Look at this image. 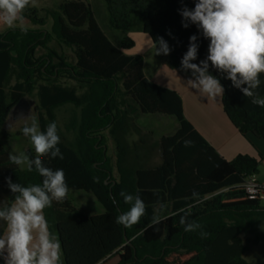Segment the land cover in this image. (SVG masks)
Wrapping results in <instances>:
<instances>
[{"label": "trees", "instance_id": "trees-1", "mask_svg": "<svg viewBox=\"0 0 264 264\" xmlns=\"http://www.w3.org/2000/svg\"><path fill=\"white\" fill-rule=\"evenodd\" d=\"M104 2L110 27L124 34L119 47L107 37L85 0H66L56 9H46L44 16L28 6L23 23L37 28L0 32V132L16 104L37 91L41 131L56 122L64 157H43L45 166L62 169L69 192L92 193L104 208L103 214L88 217L75 208L68 192L63 202L53 201L44 210L50 231L61 243L62 264H108L113 256L118 257L117 264H252L246 260L249 239L245 236L264 227V203L251 199L242 184L259 173L264 157L239 154L225 160L186 119L181 96L145 77L142 56L125 54L135 48L127 34L135 29L136 19L153 42L163 37L171 49V66L192 78L190 71L181 68L189 38L197 36L199 48L192 61L196 64L206 59L210 42L197 25L183 26L180 10L194 9L196 0ZM49 20L51 31L45 28ZM52 42L61 53L49 47ZM39 49L49 53L38 57ZM209 71L224 88L223 108L230 122L244 137L264 140V107L253 104L211 65ZM13 76L16 83L8 93ZM260 81L255 91L264 98V74ZM67 105L72 109L63 132L57 110ZM158 114L176 117L178 131L158 143L145 135L132 141L134 133L141 134L136 119ZM107 136L115 148L114 165ZM186 140L192 141L190 147H185ZM157 148L160 162L153 166ZM27 154L35 156L31 150ZM9 177L23 186L43 179L34 169L29 172L12 164L0 142V206L14 201ZM121 191L139 194L146 205L145 216L132 227L116 223L130 209ZM181 210L190 212L189 219L201 227L184 231ZM154 214L167 218L146 227ZM5 230V222L0 221V235ZM201 231L207 236L202 237Z\"/></svg>", "mask_w": 264, "mask_h": 264}, {"label": "clouds", "instance_id": "clouds-1", "mask_svg": "<svg viewBox=\"0 0 264 264\" xmlns=\"http://www.w3.org/2000/svg\"><path fill=\"white\" fill-rule=\"evenodd\" d=\"M29 5L35 7L36 0H0V22L8 28L23 24V12ZM180 14L185 28L189 22L197 25L203 37L210 41L206 59L196 64L192 61L197 58V36L189 38L188 50L181 60L182 70L192 74L187 85L207 98L223 97L224 88L220 80L210 73L211 65L225 74V78L231 80L233 87L245 97L251 98L253 104L264 107V98L255 91L261 83L260 75L264 74V0H196L194 9L184 7ZM154 45L155 55L170 54L171 49L163 37ZM21 131L30 139L35 156L30 157L25 152L9 153V160L29 172L34 169L43 179L42 183L23 186L7 178L14 201L0 206V221L6 225V230L0 235V260L3 264H62L61 243L50 231L44 214L53 201L63 202L69 192L64 171L53 170L43 161L46 156L64 158L58 147L57 124L53 121L41 131L38 121L31 118L30 124L26 122ZM184 145L190 147L192 141L186 140ZM120 196L130 209L119 215L116 223L125 227L139 224L146 214L143 199L139 194L124 191ZM190 215L187 211L180 215L179 222L186 232H194L201 227L189 219ZM166 218L154 214L146 227H153ZM200 235L206 237L207 233L201 231Z\"/></svg>", "mask_w": 264, "mask_h": 264}, {"label": "rangeland", "instance_id": "rangeland-1", "mask_svg": "<svg viewBox=\"0 0 264 264\" xmlns=\"http://www.w3.org/2000/svg\"><path fill=\"white\" fill-rule=\"evenodd\" d=\"M66 0H36V6L38 10L41 11V15H45L46 9H56L60 4H62ZM89 2L91 5L94 14L98 18L102 28L105 30L106 33L111 34L113 33V37L115 38V35H123V33L119 31H115L110 27V18L109 13L107 10V6L104 2V0H85ZM30 7H33L32 5H29ZM135 30L141 26V23L135 19ZM15 27L20 28H37L31 24H19ZM52 27V20L48 21V25L45 27L48 31H51ZM14 28V27H13ZM8 28L5 24L0 22V32L4 33L7 31ZM149 37V36H147ZM150 39V38H149ZM115 40V39H113ZM50 48L56 49L58 52H62V49L58 46L56 42H52L49 44ZM49 52L46 49H39L37 52V56H45ZM66 53L71 55L70 50H66ZM67 85L71 86L73 85L72 82H67ZM16 83L15 76L12 77L10 83L8 84L7 91L8 93H11L13 90V86ZM29 101H33L34 105L32 106L31 110L23 115L22 117L11 115L6 126L1 130L0 132V142L6 149L8 153L17 154L19 152H25L27 154V150H31L35 153L34 148L30 142V139L28 137H25L22 134L21 129L25 125V123L31 122V118H35L40 126V114L42 113V109L40 108L39 104V97L37 91H35L32 95L25 97ZM72 106L67 105L65 107H62L57 110V123L59 128L65 132V123L67 122L68 118L70 117ZM136 124L141 130V134L134 133L131 137L132 141H139L140 135H145L149 139V141L153 143H158L159 140L164 136H173L177 131L179 126V122L176 117L174 116H168V115H149L146 117L139 116L136 119ZM41 129V126H40ZM69 139L72 137L69 136ZM108 137V136H107ZM107 144L109 146V156L112 160V163L114 165L116 154H115V148L110 140V138H107ZM160 162V151L159 149H155L154 153V160L152 162V165H157ZM21 168V167H20ZM26 169V168H21ZM114 176L117 178V172L114 170ZM256 177L259 179L260 182L264 181V159L261 161L259 166V173L256 175ZM70 201L72 204L77 208L81 213H83L86 216H94L99 215L100 213L104 212L103 207L98 202L96 197L92 193H88L85 191H77V190H71L68 195ZM245 239H249V250L246 255V260L252 264H264V227L259 230L257 234H253L250 236H245Z\"/></svg>", "mask_w": 264, "mask_h": 264}, {"label": "crops", "instance_id": "crops-1", "mask_svg": "<svg viewBox=\"0 0 264 264\" xmlns=\"http://www.w3.org/2000/svg\"><path fill=\"white\" fill-rule=\"evenodd\" d=\"M95 18L102 28L96 15ZM102 30L105 32L103 28ZM108 33L105 32L107 37L116 47H119L124 34L115 35V38H112L113 33ZM127 35L135 41V48L126 51L125 54L127 56H142L145 77L149 81L175 91L181 96L186 119L221 157L227 161H232L239 154L250 155L258 159L260 156L264 157V140H259L252 135L244 137L239 133L224 112L222 97L215 100L207 98L187 85L188 78L171 66L170 54L155 55L154 42L141 31L140 27ZM156 46L159 47L158 44ZM141 116L146 117L149 115ZM256 180L264 185V181L260 182L257 177ZM117 263L118 257L116 256L108 260V264Z\"/></svg>", "mask_w": 264, "mask_h": 264}, {"label": "built area", "instance_id": "built-area-1", "mask_svg": "<svg viewBox=\"0 0 264 264\" xmlns=\"http://www.w3.org/2000/svg\"><path fill=\"white\" fill-rule=\"evenodd\" d=\"M242 187L251 199H257L264 203V185L260 184L256 180V176H250L246 178L245 182L242 184Z\"/></svg>", "mask_w": 264, "mask_h": 264}, {"label": "water", "instance_id": "water-1", "mask_svg": "<svg viewBox=\"0 0 264 264\" xmlns=\"http://www.w3.org/2000/svg\"><path fill=\"white\" fill-rule=\"evenodd\" d=\"M33 105V101H29L26 98H22L14 108V116L22 117L31 110Z\"/></svg>", "mask_w": 264, "mask_h": 264}, {"label": "flooded vegetation", "instance_id": "flooded-vegetation-1", "mask_svg": "<svg viewBox=\"0 0 264 264\" xmlns=\"http://www.w3.org/2000/svg\"><path fill=\"white\" fill-rule=\"evenodd\" d=\"M14 108H15V107H14ZM14 113H15V112H14V109H13L12 112H11V115H14Z\"/></svg>", "mask_w": 264, "mask_h": 264}]
</instances>
